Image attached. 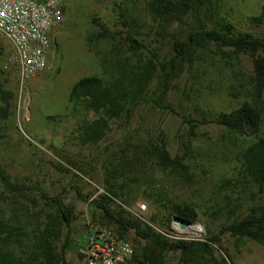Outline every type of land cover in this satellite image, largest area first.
<instances>
[{
    "label": "rangeland",
    "instance_id": "obj_1",
    "mask_svg": "<svg viewBox=\"0 0 264 264\" xmlns=\"http://www.w3.org/2000/svg\"><path fill=\"white\" fill-rule=\"evenodd\" d=\"M203 1L174 19L153 12L152 0H70L63 10L66 22L49 36L47 67L26 84L9 64L11 44L0 38V166L23 192L4 193L38 215L55 206L56 200L74 211L57 242V249L65 250L66 264H86L82 250L90 227L99 225L100 218L94 202L111 184L121 188L113 207L125 204L126 210H134L144 202L147 218L158 215L162 227L167 216L162 204L167 200L190 204L199 213L197 223L204 227L205 239L219 238L212 245L216 258L229 264H264V245L240 243L226 231L252 208L264 206V191L240 178L237 159L254 139L206 123L248 101L244 93L254 74L253 58L210 44L194 48L192 66L180 61L174 69L168 65L176 41H188L191 33L217 27L223 20L240 32L263 38L264 26H253L251 19L260 14L264 0ZM103 28L110 35L98 42ZM129 37L143 47L132 51ZM150 59L171 72L167 91L163 94L159 86V76L164 77L160 67L130 117L111 120L99 143L81 145L82 128L99 116L70 104L73 86L83 78L102 75L103 64L131 66ZM5 98L10 105L3 113ZM162 142L173 158H184L187 176L174 169L158 171L151 163L148 149ZM39 217L44 219V214ZM132 238L130 234L131 242ZM145 247L141 241L139 252ZM154 251L149 255H160ZM184 258L179 251L159 259L161 264H183Z\"/></svg>",
    "mask_w": 264,
    "mask_h": 264
},
{
    "label": "trees",
    "instance_id": "obj_2",
    "mask_svg": "<svg viewBox=\"0 0 264 264\" xmlns=\"http://www.w3.org/2000/svg\"><path fill=\"white\" fill-rule=\"evenodd\" d=\"M204 2L152 0L151 9L160 16L181 19ZM251 23L258 28L264 26V5L260 14L251 19ZM109 35V32L103 28V31L97 35V41ZM128 41L131 42V50L134 52L143 47L141 43L130 37ZM94 42L93 36L88 38L90 45ZM210 44L220 49H231L236 55L246 54L253 58L254 74L249 80V89H245L244 93L248 101L230 113H218L206 123H213L230 133L254 139L238 154L237 159L240 164V178L245 183L256 186L262 193L264 191V138L261 137L264 117V37H256L250 32H240L233 23L223 20L217 27L191 33L188 41H176L173 57L168 65L174 69L180 61L181 64L187 62L192 66L194 48L196 46L207 48ZM160 67L163 68L164 77L158 75ZM156 76H159V86L164 88V94L171 79V72L166 66L152 59L131 66L121 62L116 65L110 64L108 67L103 64L102 75L86 77L78 81L71 90L70 104L75 109L82 108L99 116L82 128L83 138L79 143L83 146L99 143L106 136L111 120L130 117L134 108L146 96ZM4 101L6 106L2 108L3 113L10 105L8 99L5 98ZM148 155L158 171L174 169L181 175L189 174V167L184 163V158H173L164 142L148 149ZM0 180V264H66L65 250H58L57 242L62 228L72 220L74 211L56 200L55 206L44 208L39 212L44 214L43 219L39 217L38 212L31 213L27 205L17 198L5 196L4 190L11 194L23 192L20 186L11 182L1 166ZM118 189L116 184H111L94 202L100 212L99 225L96 227L112 231L132 244L134 256L127 264H161L159 258L162 254L179 251L185 257L183 264H229L226 259L216 258L213 255L212 245L219 242L218 236L208 237L205 242L173 241L131 216L124 208L125 204L113 207L120 198L121 188L120 191ZM162 207L166 210L167 216L163 217L160 223L166 229L170 228L174 219L189 224L199 221L198 211L190 204L167 200ZM150 220L159 224L158 215H153ZM226 231L238 237L240 243L249 240L264 245V206L252 208L245 218L230 225ZM130 234H133L132 242L128 239ZM141 241L146 242L147 247L139 252L138 245ZM150 250L159 251V257L155 254L150 256Z\"/></svg>",
    "mask_w": 264,
    "mask_h": 264
},
{
    "label": "built area",
    "instance_id": "obj_3",
    "mask_svg": "<svg viewBox=\"0 0 264 264\" xmlns=\"http://www.w3.org/2000/svg\"><path fill=\"white\" fill-rule=\"evenodd\" d=\"M70 0H0V38L12 46L9 64L16 68L22 84L47 67L50 34L65 22L63 10ZM161 236L173 241L205 242L206 231L199 224L185 229L174 220L169 229L147 218L148 207L138 202L127 209ZM82 255L86 264H127L134 256L132 244L112 231L91 226Z\"/></svg>",
    "mask_w": 264,
    "mask_h": 264
},
{
    "label": "water",
    "instance_id": "obj_4",
    "mask_svg": "<svg viewBox=\"0 0 264 264\" xmlns=\"http://www.w3.org/2000/svg\"><path fill=\"white\" fill-rule=\"evenodd\" d=\"M174 222L179 223L183 229H185L189 225V223L179 220V219H174Z\"/></svg>",
    "mask_w": 264,
    "mask_h": 264
}]
</instances>
